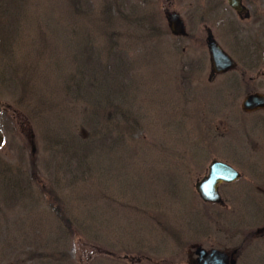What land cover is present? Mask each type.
Instances as JSON below:
<instances>
[{
    "label": "rangeland",
    "instance_id": "1",
    "mask_svg": "<svg viewBox=\"0 0 264 264\" xmlns=\"http://www.w3.org/2000/svg\"><path fill=\"white\" fill-rule=\"evenodd\" d=\"M19 1L8 22L0 17V264H193L195 248L230 251L264 225H240L262 214L247 197L264 202L255 193L264 190V136L249 129L263 131L264 114L240 111L245 94H264V0H244V22L227 0ZM170 14L187 39L172 38ZM206 30L239 57L236 72L212 82ZM246 64L247 91L224 92ZM63 140L83 152L59 159ZM215 160L242 171L221 188L223 208L201 205L193 188ZM70 168L80 179L72 184Z\"/></svg>",
    "mask_w": 264,
    "mask_h": 264
},
{
    "label": "water",
    "instance_id": "2",
    "mask_svg": "<svg viewBox=\"0 0 264 264\" xmlns=\"http://www.w3.org/2000/svg\"><path fill=\"white\" fill-rule=\"evenodd\" d=\"M230 6L240 12V1L239 0H230ZM170 29H172L174 35L183 34V24L177 16H171L168 18ZM208 51L210 54L211 60V72L212 74H220L225 73L233 69L234 64L230 60V58L225 55L218 46L214 43L211 36L208 37L207 40ZM243 108L246 111H252L255 109H264V96L254 95L248 97L244 103ZM2 142V138L0 135V144ZM238 178V175L232 171L229 167L219 164L213 163L210 167L209 176L203 180L202 183L197 184L196 191L204 200H216V186L219 182L230 183ZM199 262L200 264H205L203 261V254H200ZM207 263L215 261V264H223V258L214 254L211 257L206 259Z\"/></svg>",
    "mask_w": 264,
    "mask_h": 264
},
{
    "label": "trees",
    "instance_id": "3",
    "mask_svg": "<svg viewBox=\"0 0 264 264\" xmlns=\"http://www.w3.org/2000/svg\"><path fill=\"white\" fill-rule=\"evenodd\" d=\"M21 2L19 0H0V14H3V16H0L2 18H7L8 15L14 14L16 9H19L21 6ZM5 21H7L5 19ZM8 22V21H7ZM4 33V32H3ZM94 59L96 60V58L94 57ZM94 73V72H93ZM2 78V79H1ZM2 81V82H1ZM6 85V82L3 81V76L0 77V88L4 87ZM92 86H96V84H92ZM65 142L60 143L61 145L65 146L64 144ZM58 145V144H57ZM74 145V144H73ZM75 146V145H74ZM87 147H89V145H85ZM83 146V147H85ZM76 149L82 153L79 148L77 146H75ZM89 149V148H88ZM90 150V149H89ZM61 209H55V214L56 216H58V218L60 219V221L63 222V225L65 228H69L70 226V222L69 220L65 217V215L60 212Z\"/></svg>",
    "mask_w": 264,
    "mask_h": 264
},
{
    "label": "flooded vegetation",
    "instance_id": "4",
    "mask_svg": "<svg viewBox=\"0 0 264 264\" xmlns=\"http://www.w3.org/2000/svg\"><path fill=\"white\" fill-rule=\"evenodd\" d=\"M250 61V60H249ZM251 61H254V60H251ZM216 78V77H215ZM215 78L213 79V80H211L210 82H212V81H214L215 80ZM264 113V112H263ZM264 123V122H263ZM251 131H252V133L254 134V133H256L257 131H259L260 130V127H259V125H257V126H255L254 124L253 125H251L250 126V128H249ZM261 132H262V134H263V136H264V127H263V131L261 130ZM219 147L220 148H228V149H230L229 147H228V144H222V145H219ZM220 148H218V150L220 149ZM218 152V151H217ZM219 153V152H218ZM220 154V153H219ZM221 155V154H220ZM221 156H223V155H221ZM233 157H235L236 158V156H233ZM264 187V186H263ZM255 190L258 192V193H260V194H264V190H262L261 188H259V187H256L255 188Z\"/></svg>",
    "mask_w": 264,
    "mask_h": 264
}]
</instances>
